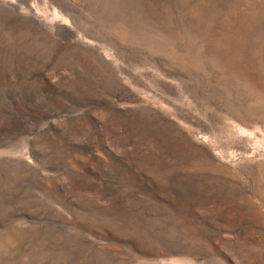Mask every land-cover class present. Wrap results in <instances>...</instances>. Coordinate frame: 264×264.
I'll return each instance as SVG.
<instances>
[{"label":"rangeland","instance_id":"374dc122","mask_svg":"<svg viewBox=\"0 0 264 264\" xmlns=\"http://www.w3.org/2000/svg\"><path fill=\"white\" fill-rule=\"evenodd\" d=\"M0 264H264V0H0Z\"/></svg>","mask_w":264,"mask_h":264}]
</instances>
